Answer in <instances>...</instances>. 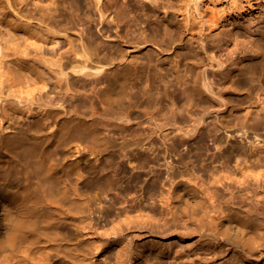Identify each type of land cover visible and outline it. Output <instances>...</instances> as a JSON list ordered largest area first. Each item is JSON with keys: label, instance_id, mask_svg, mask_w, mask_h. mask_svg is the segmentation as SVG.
Segmentation results:
<instances>
[{"label": "bare ground", "instance_id": "obj_1", "mask_svg": "<svg viewBox=\"0 0 264 264\" xmlns=\"http://www.w3.org/2000/svg\"><path fill=\"white\" fill-rule=\"evenodd\" d=\"M48 2L55 4L54 0ZM64 4L70 16L78 17V6H83L106 24L111 23L109 16L113 14L117 27L122 23L126 34H134L131 18L141 11L140 4H151L158 11L176 1L64 0ZM129 4L135 7L129 8ZM25 6V10L11 14L15 24L8 23L7 32H0V264H231V257L216 256L218 251L227 250L240 254L235 264H257V217L240 207H227L217 215L209 195L180 171L171 169L169 185L159 193L166 198L167 215L179 218L183 228L187 223L196 225L188 234L182 233L173 241L165 224L151 223L142 200L121 209V200L132 203L136 199L132 200L131 189L123 194L115 191L118 182L112 171L118 162L126 159L130 164L137 161L140 168L147 167L145 157L134 154L136 150L155 155L153 163L159 160L152 133H142L145 128L139 133L130 129L143 123L161 127L148 111L141 112L140 104L131 101L126 86L130 67L124 57L114 62L116 50L112 45L98 42L88 46L90 50L87 46L82 50L83 56L88 52L97 56L100 75L95 80L100 87L94 92L88 90L93 95L82 107L66 108L61 99L56 103L43 101L38 105L42 109L37 107L34 113L15 106L21 94H32L46 85L36 66V53L27 55L28 48L35 51L41 41L40 31L33 24L38 19L36 0ZM7 9L8 4H0V21L7 18ZM48 11V20L56 21L51 8ZM63 19L59 14L58 23ZM161 22L171 26L173 20L161 17ZM77 27L86 29L82 23ZM156 31L162 33L161 46L175 39L161 28ZM260 42L264 47V41ZM10 56L13 60L8 64L12 65L2 69L3 60ZM244 75L240 72L238 76ZM204 80L205 85L212 84L209 75ZM65 91L76 97L80 90L66 82ZM166 106L174 113L173 122L168 123L174 131L182 132L187 140L199 133L200 120L177 121L175 114L187 109L172 100ZM101 113L112 121L107 126L116 127V136L96 130V118ZM23 117L30 119L25 127L20 125ZM103 156L104 161L99 162ZM241 172L244 179L264 183L262 162L244 166ZM193 234L206 241L201 245L206 252L202 258L191 253L192 246H185L192 238L183 236Z\"/></svg>", "mask_w": 264, "mask_h": 264}, {"label": "rangeland", "instance_id": "obj_2", "mask_svg": "<svg viewBox=\"0 0 264 264\" xmlns=\"http://www.w3.org/2000/svg\"><path fill=\"white\" fill-rule=\"evenodd\" d=\"M54 1L52 6L48 0H36L38 19L33 24L40 31L41 41L35 51L32 47L27 50L28 57L36 53V66L46 85L32 94H21L15 106L22 112L27 109L34 113L37 107L42 109L38 105L43 101L56 103L61 99L66 108L82 107L83 101L93 95L88 90L92 88L94 92L100 87L95 83L100 76L97 56L89 52L83 56L82 50L98 42L112 45L116 50L112 55L114 62L119 63L124 57L125 65L130 67L126 86L131 101L140 104L141 112L148 111L161 127L143 123L140 128L130 129L139 133L145 128L142 133H152L151 142L159 152L160 165L153 163L155 155L141 150L134 154L145 157L147 167L140 168L137 161L130 164L126 159L118 162L112 171L118 182L115 191L123 194L131 189V198L136 199L132 203L121 200V209L127 210L130 204L142 200L151 223L165 224L173 241L182 233L188 234L196 225L187 223L183 228L179 218L167 215L166 198L159 193L169 185L171 169L180 171L209 195L217 215L227 207H240L257 217V264H264V183L255 184L250 177L244 179L241 172L244 166L264 163V47L260 42L264 41V0H175L176 4L158 11L151 4H140L141 11L131 18L134 34H126L122 23L117 27L113 14L109 16L111 23L106 24L83 6H78V17L70 16L64 0ZM0 4L9 6L7 18L0 21V32L4 33L8 23L15 24L11 14L20 8L25 10L31 0H0ZM134 7L129 4V8ZM49 8L54 22L46 17ZM59 14L65 17L60 24ZM161 17L171 18L172 25L161 22ZM81 23L86 27L83 31L77 27ZM158 28L175 35L174 41L161 46L162 33L158 34ZM10 60L13 56L3 60L2 69L12 65L8 64ZM240 72L245 75L238 76ZM206 75L210 76L211 85H205ZM66 82L80 90L76 97L65 91ZM169 100L187 109L175 114L177 121H201L195 137L187 140L182 132L168 125L174 120V113L166 106ZM158 103L161 104L157 106ZM29 121L23 117L20 125L25 127ZM110 123L108 116L101 113L95 128L116 136V127L107 126ZM104 156L99 162L104 161ZM183 238H192L185 246H192L191 253L202 258L206 252L201 245L206 241L196 234ZM216 254L231 257V264L240 260L234 250Z\"/></svg>", "mask_w": 264, "mask_h": 264}]
</instances>
